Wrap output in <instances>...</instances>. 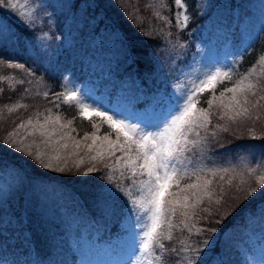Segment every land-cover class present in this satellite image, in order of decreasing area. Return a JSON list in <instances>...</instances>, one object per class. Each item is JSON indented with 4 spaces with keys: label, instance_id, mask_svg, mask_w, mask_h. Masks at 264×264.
Here are the masks:
<instances>
[{
    "label": "trees",
    "instance_id": "1",
    "mask_svg": "<svg viewBox=\"0 0 264 264\" xmlns=\"http://www.w3.org/2000/svg\"><path fill=\"white\" fill-rule=\"evenodd\" d=\"M60 1L70 3L68 10L58 8L57 5L49 2L51 12L47 18H39L34 32L26 30L15 16L0 11V19L6 20L11 29L0 42V55L25 64L27 67L38 69L35 78H33L20 69H8L0 66V75L15 77L17 81L20 79L26 81L24 84H17L15 91L9 90L7 82H0V88L4 89L3 94L0 95V107L17 102L27 105L26 109L18 108L11 115L5 111L3 118H0V139L4 138L7 132L13 130L21 120H26L33 113L48 114L47 109H52L53 115H60L62 123L77 117L71 126L77 130L72 133L77 140L82 139L85 132L91 133L95 130L91 127L89 120L78 118L75 108L55 99V96L65 92L64 89L67 87L63 72L70 61L82 64L81 74L84 64L87 66H90V62L98 64L94 67L99 68L100 71L111 72L118 78L116 81L112 80L114 88H116L115 82L121 81L127 75L136 79V89L148 99L137 102L135 107H147L161 87L165 84L168 85V81L176 76L175 73L178 69L180 70V65L177 64L180 59L188 58L194 53L197 41L203 38L207 39V35L214 33V30L220 25L225 29H230L228 32L232 36L235 68L237 66L241 73L246 74L256 63L258 56L264 54V13L259 24L254 25L247 36H244L243 31L239 29L238 21L244 19L242 15L243 9L246 8L245 2L251 0H187L192 16L187 27L183 29L177 28L175 21L172 24H166L164 20L154 16L155 11H159L161 16H168L169 8L173 12L175 11L171 3L168 8H159L158 0ZM122 7L135 19L143 18L146 30L159 33L160 38L156 40L142 36L134 27V22L125 18L124 12L121 11ZM74 27L79 29L75 34L72 32L76 30ZM114 29L123 33L127 38V43L137 51L135 63L126 58L125 48L113 34ZM92 31L93 37L95 34L102 36L100 45L104 50L113 49L116 59L110 54L97 57L94 53L99 44L93 49L81 45L86 48V51L90 49L83 54L79 45L75 47L73 46L75 43L67 44V34H74L71 37L77 38L87 32L89 35ZM43 33H47V38L36 39ZM219 37L221 36L219 35ZM109 39L112 41L110 47L108 46ZM153 52L159 55V62L153 57ZM161 52L163 55H160ZM85 55H91L90 61L85 59ZM80 56H83V59ZM128 60L129 62H127ZM90 70L88 68L86 74H90ZM229 85L231 84L227 81L218 85L216 95H219V92ZM25 89H28L27 93H25ZM32 90H36L37 93H32ZM45 91L49 93L48 96L43 95ZM208 95L209 93H205L204 97ZM204 97H202V103ZM57 103L60 104L59 108L55 107ZM203 106L206 105L203 103ZM261 115V119L254 125L247 123L241 127L230 126L229 131L217 132L216 137L210 136L206 150L201 153H205L210 161L213 160L215 167H229L230 163L234 164L240 157L250 159L252 154L256 156L264 154V140H251L248 131L249 128H252L257 136L264 135V112ZM226 123V120H220L218 116H214L209 131L214 130L217 124L224 125ZM102 126L100 130L105 134L108 130L106 129L107 125L103 124ZM21 134H23V130ZM221 144L226 146L229 163H225L223 151L212 156V153L217 151L218 145ZM85 152L87 149H81L80 156H84ZM76 158L73 157V159ZM4 159L22 165L28 173V176L22 179L0 174V183L1 186L3 185L0 187V201L3 194L10 191L6 196L8 205L4 207L0 202V250L9 252L14 264H20L18 258L32 252V246L35 250L33 251L34 263L48 264L46 260L50 259V255L52 256L55 252L53 245L61 239L60 235L64 233V222L75 226L78 231L83 227H86L90 232L98 231L100 233V228H105V232L109 231L110 233L118 230V225L125 214L126 204L121 197L119 203L107 207V199L111 200L114 195L100 197L106 184L103 176L107 173V169H101V171L87 176L72 175L50 180L48 178L50 173L41 175L39 169L34 170L29 162L15 154L7 153ZM71 162L70 160V164ZM249 166L256 167L255 164ZM86 167L87 158H85V164L81 166V171L83 172ZM97 167L100 166L97 165ZM236 170L237 172L241 171L240 168ZM207 177L213 179L214 186L219 180V177L212 178L210 174L204 176L206 179ZM225 178L227 179V176ZM193 179L194 177L188 182L190 183ZM240 179L248 180L249 178L247 175L238 176L234 184L239 183ZM127 181L125 179L121 183L124 185ZM181 184H185V181ZM6 185L8 188H5ZM53 185L56 186L55 191H53ZM260 199L261 197L258 196L254 204L242 207L223 225H215L214 220L217 217L207 219L193 217L192 223H195L196 227L206 229L219 227V232L215 235L208 231L189 236L186 230H182L183 224L177 221L178 224L172 230L173 239L167 241L173 247H179V241L185 240L192 247L202 248L201 242L214 235V239L204 253L206 264H219L220 261H223V264H241L243 262L242 249H239L237 244L243 237H236V230L246 231L245 229H248L254 221L257 223L255 228L261 230L263 232L261 237H264V212L261 211L264 209V204H259ZM256 204H259V207L253 212L252 209ZM205 206L206 204L201 207ZM199 215L205 216L206 213L200 212ZM101 234L105 235V233ZM244 243L240 242L242 245ZM166 256L165 264H175L173 256L170 254H166Z\"/></svg>",
    "mask_w": 264,
    "mask_h": 264
},
{
    "label": "snow or ice",
    "instance_id": "2",
    "mask_svg": "<svg viewBox=\"0 0 264 264\" xmlns=\"http://www.w3.org/2000/svg\"><path fill=\"white\" fill-rule=\"evenodd\" d=\"M169 3L175 8L174 12L169 8L168 16H161L159 11H155L154 16L164 20L166 24L175 21L177 28H186L192 16L187 0H158V7L168 8ZM0 11L15 16L30 32L35 31L39 22V9L32 6V0H0ZM121 11L126 19L134 22V27L142 36L156 40L160 38L159 33L146 30L143 18L135 19L123 7ZM10 31L6 20L0 19V36ZM113 34L125 48L126 58L135 63L138 55L135 48L127 43V38L119 30L114 29ZM44 38H47V33L36 37L38 40ZM152 55L159 62V55L156 52ZM0 66L20 69L33 78L38 71L3 55H0ZM228 67L229 71H221L215 67L209 69L190 85L183 86L175 101L171 102V107L154 121L141 119L133 123V117L122 112L111 108L99 110L101 106L95 102L88 104L87 97L78 90H66L57 94V101L75 108L78 118L89 120L95 130L91 133L85 132L82 140H77L72 135L77 130L71 127L77 117L62 123V117L53 115L52 109L46 110L48 114L35 112L26 120H21L0 139V174L20 179L28 176L22 165L4 159L7 153L23 158L34 170L39 169L41 175L50 173V180L72 175L87 176L107 169L103 176L106 184L100 197L111 196L113 193L121 196L127 205L126 219L132 222L133 251L124 264H164L166 254L175 258V264H206L204 253L214 235L219 232V227H196L192 223L193 217H217L214 220L215 225H223L242 207L254 204L258 196L261 197L259 204H264V154H252L250 159L240 157L234 164L230 163L229 167H201L191 172L185 164L188 159L186 154L197 148L203 152L210 136L216 137L217 132H227L230 126L241 127L247 123L254 125L261 119V113L264 112V54L258 56L248 73L238 79H234L232 65ZM226 81L232 86L225 87L217 96V86ZM0 82H7L11 91H15L17 84L26 83L24 79L17 81L15 77L6 75H0ZM3 91L0 88V95ZM24 91L27 93L28 89ZM205 93L209 95L204 97ZM229 93L231 95H226ZM43 95L48 96L49 93L45 91ZM201 97H204L203 103L206 106L198 107ZM147 99L141 95L137 102ZM152 100L155 104H160L155 97ZM55 107L59 108L60 104L57 103ZM18 108L26 109L27 105L19 102L5 104L0 107V118H3L5 111L11 115ZM214 116L226 120L227 123L217 124L214 130L209 131ZM94 118H99L102 125L106 124L109 129L102 137L97 135L100 129ZM248 131L251 140H264V135L257 136L252 128ZM201 132L204 134L201 135ZM113 133L115 139L111 138ZM193 136L195 139H190ZM88 140L91 143H86ZM82 146L87 149L84 156L79 155ZM219 151L224 152L223 159L225 163H229L226 146L223 144L218 145L212 156H216ZM92 152L95 154H91ZM85 158L87 167L82 172L81 166L85 164ZM251 164L256 167L249 166ZM237 168L241 171L237 172ZM201 173L204 176L210 174L212 178L219 177V180L214 186L213 179H205ZM243 175H247L249 179H240L239 183L234 184L236 178ZM192 177L195 178L193 182L181 184L185 178ZM116 179H126L129 185L114 183ZM55 190L56 186L53 185V191ZM205 204V207H201ZM259 204L253 207V212ZM178 208L182 210L181 215L185 218L182 230H186L189 236L208 231L214 234L201 242L202 248L192 247L185 240L179 241V247L166 248L163 241L173 239L172 217L176 215ZM261 211L264 212V209ZM200 212L206 215L200 216ZM165 224L168 226L167 232L164 231ZM219 264H223V261Z\"/></svg>",
    "mask_w": 264,
    "mask_h": 264
},
{
    "label": "rangeland",
    "instance_id": "3",
    "mask_svg": "<svg viewBox=\"0 0 264 264\" xmlns=\"http://www.w3.org/2000/svg\"><path fill=\"white\" fill-rule=\"evenodd\" d=\"M49 2L57 5L58 8H65V10H68V4H70L69 2L62 3L60 0H32V6L39 9L37 12V16L39 18H47V15L50 14L51 9L48 6ZM245 5L246 8L243 9L242 15L244 16V19H239L238 22L239 29L243 31L244 36H247L248 33H250L251 28L254 25H258L263 17L264 0L246 1ZM237 15L235 16L236 19L238 17ZM77 30L79 31V29L76 28V30L72 32L75 34ZM228 30L230 29H225L224 26L220 25L214 30V33L209 36L207 35V39L203 38L202 40L197 41L194 53H192L188 58L183 57L180 59V62L177 63L180 65V70L178 69L175 73L176 76H173L172 80L168 81L169 84H165L156 93V95L153 96L160 101L159 105L155 104L152 100L147 104V107H135V104L138 101L137 97H141V95H143L136 89L137 80L130 78L127 75L121 81L119 80L115 82L116 88H114L112 80L116 81L118 78L111 72L100 71L99 68L94 67L98 64L93 62H90V66L85 64L83 65L82 74L80 73L82 67L80 62L71 63L70 61L66 68L63 66L62 69L64 70L65 68L63 75L67 85L64 91L78 90L79 93H83V95L87 97L86 102L88 104L91 105L95 102L97 105L101 106L99 110L111 108L117 112H122L126 116L133 117L131 121L133 123H137L141 119L154 121L164 115L167 109L171 107V102L175 101L176 95L183 86L190 85L193 80H195L198 76H201L202 73L207 72L209 69L215 67L220 68L221 71H229L230 68L228 65H232L231 70L234 72V79H238L240 76L248 73L243 74L239 69H237V66L235 68V56L234 53H232V36ZM6 34L0 36V42ZM74 34H67V44L72 45L75 43L73 45L75 47L79 45L82 54L87 53L90 49H93L99 44V47L94 53L97 57H104V54H110L112 55L111 57L116 59V53H114L113 49L110 48L111 50H104L100 45L102 42V36L95 34V37H93V31L89 35L87 32V34L79 35L77 38L71 37L74 36ZM219 35L221 37H219ZM88 39L92 41L90 42ZM111 44L112 41L109 39L108 46L110 47ZM81 45L87 47L89 46L90 49H87L86 51V48ZM90 56L91 55H85L84 57L90 61ZM80 58L83 59V56H80ZM127 62H129V60ZM88 68L91 69L90 74H86V70ZM253 79H255V77H253ZM231 86L232 84L228 87ZM32 93H37V91L32 90ZM226 95L231 94L229 93ZM202 99L203 98L201 97V103L198 107H203ZM94 120L97 127L101 129L103 127L101 120L99 118H94ZM106 129L108 128L106 127ZM108 131L109 129L106 132ZM203 134L204 133L201 132V135ZM97 135L102 137L104 134L101 130H99ZM111 138L115 139L114 133ZM190 139H195V137H190ZM86 143H91V140L86 141ZM97 143L99 144L100 141H97ZM201 152L202 151L197 148L186 154L188 159L185 160V164L188 165L189 172L201 167H215V162L213 160L210 161L208 156H206L205 153L202 154ZM92 153L95 154L94 152ZM117 155H120V153H117ZM201 175L204 176L203 173H201ZM194 179L191 180V182H193ZM207 179L211 178L207 177ZM189 180V178H185L183 181H185V183H189ZM11 181L13 182V180ZM183 181L181 183H183ZM114 182L121 183L122 181L120 179H116ZM128 185L129 181L124 184V186ZM0 187H3V185L1 186V183ZM5 188H8L7 185ZM9 192L10 191L5 192L1 198L2 200L0 202L4 207L8 205L6 203V196ZM112 195L114 196L111 200L107 199V207H112L114 203H119L121 200V196L118 194L113 193ZM126 207L127 205L124 207V210H126ZM181 211L182 210L178 208L176 215L172 217L173 227L178 224L177 221L179 223L184 221L185 218L181 215ZM256 225L257 223L253 221L250 227L245 229L246 231L236 230V237H243V239H240L237 244L238 248L242 249L241 253L243 255V262L241 264H264V237H261L263 232L256 229ZM167 227V224H165V232H167ZM63 228L64 233L60 235L61 239L57 240L53 245L55 252L52 256L50 255V259L46 260L48 264H124L130 253L133 251L134 236L132 222L129 219H126L125 214L118 225V230L113 231V233H110L109 231L105 232V228H100L101 233H105L107 236L102 235L98 231L90 232L86 227H83L80 231H78L75 226L73 227L66 222H64ZM242 241L245 242L243 245L240 244ZM163 243L166 248H173L167 240H164ZM31 250L35 251L33 246L31 247ZM33 251L29 252L28 255L20 256L18 258L21 262L20 264H36L33 259ZM157 254H159V252ZM0 264H14L12 255H10L9 252L0 250Z\"/></svg>",
    "mask_w": 264,
    "mask_h": 264
}]
</instances>
